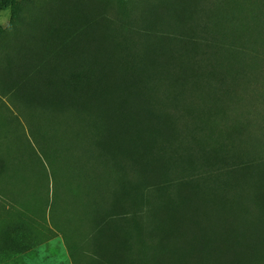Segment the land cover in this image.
Here are the masks:
<instances>
[{
  "label": "rangeland",
  "instance_id": "374dc122",
  "mask_svg": "<svg viewBox=\"0 0 264 264\" xmlns=\"http://www.w3.org/2000/svg\"><path fill=\"white\" fill-rule=\"evenodd\" d=\"M208 1L211 2L213 10L216 27L214 32L219 31L224 34L223 37L218 35L220 38L218 43L202 44L200 41V44L192 49L184 42L180 45L165 42L160 49L165 50L164 55L159 54V51L157 54L147 52L148 62L151 58L160 64L167 63L173 72L177 66H179L178 70L183 71L193 69L191 80L187 81L180 75L182 72L177 70L173 73L174 82L171 85L165 76L146 82L137 79L130 69L120 68L115 59L114 65L107 73V78L104 77L105 81L102 83H105L103 86L105 88L99 95L98 101L91 103L93 97H89L86 99L84 111L70 110L63 117L50 109L41 111L34 107L32 111L27 110L21 105L19 94L10 93L3 97L0 93V111L4 112V107L7 108L3 116L17 115L22 127L5 128L6 137L2 141L1 148L5 151L7 146L10 153L14 151V154H23L25 149L23 139L18 138L22 133L26 137L27 126L24 120L31 116L36 118L37 127L42 132L55 133L59 137L64 133L72 140L74 146L85 147V141L82 138L78 140L74 134L92 129L95 124L90 122L88 115L92 113L91 120L95 122L97 119L98 122L102 120L106 126H114L122 134L125 147L135 153L138 150L136 137L139 131L126 129L116 117L117 112L122 111L120 104L127 100L130 102V108L126 109V114L140 118L148 115L150 110L158 117L156 128L167 126L171 130L176 128L175 136L173 134L168 136L165 132L160 134L163 147L172 150L171 152L177 150L183 154L187 141L195 144L189 137L187 129L191 131V128L195 127L219 134L220 147L231 149L232 161L235 163L263 162L264 0ZM158 2L159 0H0V72L2 73L0 82H7V76L4 74L8 73V66H13V62L5 65L3 58L8 57L13 61L21 54L28 56L36 54L38 49L31 35L37 36L49 30L47 14H50L55 21H64L69 30L75 4L83 5L86 15L96 24L94 31L100 37V53H104L105 46L111 41V38L105 39L107 34H112L117 42H122L128 51L131 50L134 42L144 44L148 50L149 47L159 46V42L150 41L149 38L143 40L136 34L143 18H149V3ZM170 33H173L172 30ZM167 35L170 37L169 34ZM114 56L116 57V54ZM185 56L190 59H184ZM103 71L105 74L104 68ZM219 112L232 117L226 123L222 122L226 124V129L224 125L206 116ZM187 114L192 117H187ZM193 120L197 124L192 122ZM93 129L102 133V128ZM151 133V130L145 132L146 140L149 141V159L157 154V146L153 145L149 135ZM175 145L178 146L174 147ZM220 147L213 146L212 153ZM51 150L54 151L53 147ZM216 157V154L212 155V159ZM6 158L8 160L9 156ZM163 159L166 163V157ZM191 159L185 165L189 171L187 174L181 176L172 174L168 177L162 174L159 187H164L157 190L154 186L157 182L154 179L149 181V189L153 187V190L150 189V195L165 200L168 212L163 208H154L149 217V212H144L145 209L138 211L135 205L134 210H131L134 213L127 214L123 218L124 231L130 235V241L127 243L130 252L127 256L137 261L141 253H148L149 246L142 244V239H147L148 242L158 240L153 229L165 226V229L173 234L176 233L175 231L181 233L177 238L180 243H185L187 250L191 252L192 264H196L200 258L198 245L202 241L215 243L221 248L224 247L225 242H228L230 250H224L219 258L231 261L232 264H264V203L254 202L253 193L247 189L236 192L237 195L233 191L220 194L218 201L208 189L197 193L189 181L192 180L190 176L196 174L191 168L196 169L199 161L195 156ZM163 162L158 165L152 163L155 165V172H160L159 170L164 166ZM31 171L22 176L27 183L26 191H20L17 185L12 189L3 188V192L1 190L3 185L0 183V264H91L95 260L91 254L92 248L81 238L86 226L78 223L70 224V230L71 227L77 230L76 234H71L75 247L71 255L69 247L59 233L60 229L55 228L49 219L47 206L50 200L45 190L46 184L48 185L45 173L38 164L33 165ZM67 177L61 178L62 186L66 183ZM175 178H177L176 182L166 185V182ZM238 178L242 180L250 178L259 184L264 179V163L256 164L252 170L241 172ZM175 183L179 185L173 186ZM50 188L51 182L49 190ZM55 196L58 205L54 212L59 215L56 222L59 221L62 226L67 196L64 191ZM178 196L185 199V206L188 209L185 216L182 212L185 206L184 208L176 206ZM200 198H205L207 201L201 204ZM25 202L29 213L22 217L20 234L15 216L19 210L18 206ZM217 203L225 206L222 212H219L226 217L227 224L219 220L221 216L217 214L219 210ZM172 207L176 208L174 212H170L173 211ZM142 228L147 231L142 232ZM235 232L238 233L236 236H234ZM151 255L156 256L155 253ZM180 264H185V261H181Z\"/></svg>",
  "mask_w": 264,
  "mask_h": 264
},
{
  "label": "trees",
  "instance_id": "16d2710c",
  "mask_svg": "<svg viewBox=\"0 0 264 264\" xmlns=\"http://www.w3.org/2000/svg\"><path fill=\"white\" fill-rule=\"evenodd\" d=\"M212 13L211 2L208 0H159L157 4L149 3V18H143L136 34L143 40L149 38L150 41L159 42L160 45L155 48L149 47L148 50L144 44L134 42L131 50L128 51L122 42H117L112 34H107L105 39L111 38V41L105 46L104 53H100V37L94 31L96 24L86 15L83 5L75 4L69 30L64 21H55L50 14H47L49 30L37 36L31 35L38 52L31 56L21 54L13 61L8 57L3 58L5 65L13 62V66H8V73L4 74L7 76V82H0V93L3 97L10 93L19 94L21 105L31 111L34 107L41 111L50 109L62 115L61 117L70 110L84 111L86 99L93 97L91 103L98 101L99 95L105 88H103L105 83H102L105 81L104 77L107 78V73L114 65L115 59L120 68L130 69L137 79L148 82L165 76L171 85L174 82L173 73L179 69V66L173 72L167 63L160 64L151 58L148 62L147 52L157 54L159 51V54L164 55L165 50L160 49L165 42H174L173 45L184 42L192 49H195L200 41L202 44L218 43L220 39L218 35L223 37L224 34L219 31L214 32L216 27ZM171 30L173 33H170ZM184 59L190 58L185 56ZM179 60L178 58L177 61ZM103 68L106 70L105 74ZM178 71L182 72L180 75L187 81L192 79L193 69ZM0 75H2L1 72ZM145 100L148 99L145 98ZM129 103L124 100L120 104L122 111L117 112L116 117L126 129L139 131L136 137L138 150L135 153L125 147L122 134L114 126H106L102 120L100 122L98 119L96 122L91 120L92 113H88L90 122L95 124L92 129L81 134H74L78 140L82 138L85 141L87 149L74 146L72 140L64 133L59 137L55 133L42 132L37 127L36 118L31 116L24 120L27 126L26 137L22 133L18 138L23 139L25 148L23 154H14V151L10 153L7 146L4 151L1 146L6 137L5 128L21 127V121L17 115L3 116V113L7 111L4 107V112L0 111V128L2 127L3 130L0 131V183L3 185L1 190L12 189L19 185L20 191H26L27 183L22 176L25 173L29 174L32 166L38 164L45 173L46 183L48 181L45 190L49 195L47 199L50 200L47 206L49 219L55 228L60 229L59 233L69 247L71 255L75 250L71 234H76L77 230H73L72 227L70 230V224L78 223L86 226L81 238L92 248L91 254L95 260L91 264H180L181 261L192 264L191 252L187 250L186 244L180 243L177 238L181 236V233L175 231L176 233L173 234L165 229V226L154 227L153 231L158 240L148 242L143 238L141 243L149 246V252L141 253L137 261L131 260L127 256L130 252L127 245L130 235L124 231L123 218L127 214L134 213L131 210H134L135 205L136 210L145 209L144 212H149V217L154 208H163L166 211L165 200L150 195V189L153 190V187L149 189V181L154 179L157 182L154 185L157 190L164 187H159L162 174L166 177L172 174L177 176L187 174L189 171L185 165L194 156L199 162L196 169L191 168L196 174L190 176L192 180L189 183L193 184L197 193L208 189L211 194L213 192L218 201L220 194L233 191L237 195L236 192L247 189L253 193L254 202L264 203V179L257 184L250 178L244 180L238 178L241 172L252 170L256 164L264 163V161L235 163L232 161L231 149L220 147L219 134L195 127H192L191 131L187 128L188 135L195 144L187 141L183 154L177 150L173 152L167 148L166 150L160 134L165 132L168 136L172 134L175 136L176 128L171 130L170 127H165L166 125H164L165 128H156L158 117L150 110L148 115L140 118L126 114V109L130 108ZM206 116L224 125V129H226L224 123L232 118L220 112ZM187 117L191 118L192 115L187 114ZM65 128L68 127L65 125ZM93 128H102V133L96 132ZM144 128L146 129L141 131ZM68 130L70 131L69 128ZM149 130L152 131L149 134L152 143L157 146V154L150 159L149 141L146 140L145 135V132ZM176 146L178 145L174 147ZM213 146L220 148L212 153ZM52 147L54 151L51 150ZM211 154H216L217 157L212 159ZM29 155L31 157H28ZM8 156L9 161L6 158ZM164 157H166V163L163 162ZM161 162L164 163L163 168L159 170L160 172H155L153 164L158 165ZM63 176H68L64 186L60 183ZM176 181L177 178L172 179L166 182V185H172ZM178 185L175 183L173 186ZM63 191L67 198L62 216L64 226H61L59 221L56 222L59 215L57 213L56 215L54 211L58 205L56 198L58 195H55ZM206 201L205 198L199 200L201 204ZM218 205L217 214L221 216L219 220L227 224L226 217L220 214L225 206L222 203ZM27 206L26 202L20 204L15 216L20 234L22 217L29 213ZM176 206L184 208V197H177ZM172 208L173 211L170 212L176 210L175 207ZM182 212L185 216L188 212L186 206ZM141 231L146 232L147 229L142 228ZM237 234L235 232L234 236ZM224 250H230L228 242H225L224 247L221 248L215 243L202 241L198 245L200 258L196 264H232L231 261L219 258ZM153 253L156 256H152ZM176 256L179 258H175Z\"/></svg>",
  "mask_w": 264,
  "mask_h": 264
}]
</instances>
